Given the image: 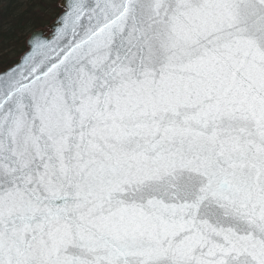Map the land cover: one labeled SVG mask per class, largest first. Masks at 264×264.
I'll list each match as a JSON object with an SVG mask.
<instances>
[{
  "label": "snow or ice",
  "instance_id": "6c2138e0",
  "mask_svg": "<svg viewBox=\"0 0 264 264\" xmlns=\"http://www.w3.org/2000/svg\"><path fill=\"white\" fill-rule=\"evenodd\" d=\"M0 72V264H264V0H63Z\"/></svg>",
  "mask_w": 264,
  "mask_h": 264
},
{
  "label": "trees",
  "instance_id": "16d2710c",
  "mask_svg": "<svg viewBox=\"0 0 264 264\" xmlns=\"http://www.w3.org/2000/svg\"><path fill=\"white\" fill-rule=\"evenodd\" d=\"M61 0H0V72L17 64L30 34L46 28L62 10Z\"/></svg>",
  "mask_w": 264,
  "mask_h": 264
},
{
  "label": "water",
  "instance_id": "95a60500",
  "mask_svg": "<svg viewBox=\"0 0 264 264\" xmlns=\"http://www.w3.org/2000/svg\"><path fill=\"white\" fill-rule=\"evenodd\" d=\"M59 7H60V9L62 10V12H63V0H61L60 1V3H59ZM58 18V17H57ZM56 21H57V19L54 21V22H52L46 29H39V30H37V31H34L29 37H28V39H27V47H28V43H29V41H30V38L33 36V34L35 33V32H42V33H44V37L45 38H48V37H50V36H52L53 35V32H54V29H55V26H56ZM25 53V52H24ZM24 54H22V56H23ZM21 56V57H22ZM20 57V58H21ZM20 60V59H19ZM16 65V64H15ZM14 65V66H15ZM14 66H12V67H14ZM8 70V69H7Z\"/></svg>",
  "mask_w": 264,
  "mask_h": 264
},
{
  "label": "rangeland",
  "instance_id": "374dc122",
  "mask_svg": "<svg viewBox=\"0 0 264 264\" xmlns=\"http://www.w3.org/2000/svg\"><path fill=\"white\" fill-rule=\"evenodd\" d=\"M59 8H60V7H59ZM56 19H57V18H56ZM56 19H55V20H56ZM55 20H54V21H55ZM54 21H52V22H54ZM52 22H51V23H52ZM51 23H50V24H51ZM50 24H49V25H50ZM49 25H48V26H49ZM48 26H47V27H48ZM47 27H46V28H47ZM46 28H44V29H46ZM30 35H31V34H30ZM30 35H29V36H30ZM26 43H27V42H26ZM26 47H27V44H26Z\"/></svg>",
  "mask_w": 264,
  "mask_h": 264
}]
</instances>
